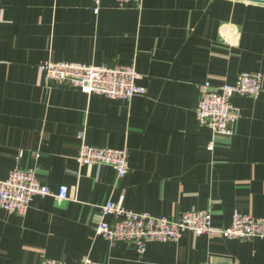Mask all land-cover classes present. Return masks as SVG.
Returning a JSON list of instances; mask_svg holds the SVG:
<instances>
[{"label":"crops","instance_id":"crops-1","mask_svg":"<svg viewBox=\"0 0 264 264\" xmlns=\"http://www.w3.org/2000/svg\"><path fill=\"white\" fill-rule=\"evenodd\" d=\"M264 1V0H263ZM132 66L145 94L111 100L50 81L44 62ZM258 73L263 91L233 97L229 137L197 124L199 86ZM82 145L126 149L128 173L76 162ZM36 154V156H35ZM36 172L53 195L24 215L0 209V264H264V236L186 232L139 254L97 234L107 202L178 220L207 210L264 218V4L242 0H0V181ZM68 188V198L56 193Z\"/></svg>","mask_w":264,"mask_h":264},{"label":"built area","instance_id":"built-area-1","mask_svg":"<svg viewBox=\"0 0 264 264\" xmlns=\"http://www.w3.org/2000/svg\"><path fill=\"white\" fill-rule=\"evenodd\" d=\"M97 12L101 0H91ZM118 4L143 0H115ZM39 70L50 81L67 82L85 94H99L111 100L130 99L145 94V89L136 83L138 74L132 66H87L76 63L44 62ZM261 76L258 73H242L232 84L213 86L205 82L199 86V99L195 111L197 124L209 126L217 136L232 135V126L238 119V112L232 109L233 97L255 98L261 94ZM36 156V154H35ZM77 164L106 165L116 175L124 177L129 170L126 149L96 148L82 145L76 158ZM53 195L50 188L42 185L32 169H13L6 180L0 181V209L9 215H24L35 198ZM56 198L66 200L68 188L61 186ZM103 217L112 222H99L97 234L109 242L127 243L141 254L149 242L177 241L186 232L195 236L219 235L227 240H243L264 236V218H255L234 212L227 228H216L207 210L185 212L178 220L148 213H136L126 209L122 202H107L101 207ZM40 264H64L43 258ZM77 264H107L82 258ZM203 264H213L206 262Z\"/></svg>","mask_w":264,"mask_h":264},{"label":"water","instance_id":"water-1","mask_svg":"<svg viewBox=\"0 0 264 264\" xmlns=\"http://www.w3.org/2000/svg\"><path fill=\"white\" fill-rule=\"evenodd\" d=\"M242 1H248V2H253V3L264 4L263 0H242Z\"/></svg>","mask_w":264,"mask_h":264}]
</instances>
